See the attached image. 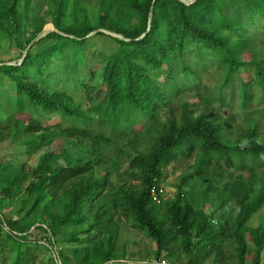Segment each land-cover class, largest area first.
I'll use <instances>...</instances> for the list:
<instances>
[{"label":"trees","instance_id":"obj_1","mask_svg":"<svg viewBox=\"0 0 264 264\" xmlns=\"http://www.w3.org/2000/svg\"><path fill=\"white\" fill-rule=\"evenodd\" d=\"M45 2L48 11L35 21L39 26L30 39L15 44L21 50L19 63L0 66L1 79L16 94L15 104L11 100L8 105L13 114L3 111L5 119H10V136L24 138L36 153L52 149L38 157L33 169L0 163V215L24 197L14 204V219L1 215L8 232L0 227V264L34 262L40 245L31 240V230L48 235L49 244L54 241L61 248L62 264L118 262L125 257L116 251L122 219L153 241L155 260L164 254L163 259L174 263L183 254V264H226L225 259L261 264L264 215L261 225H248L264 209V173L257 171L264 166V137H259L256 123L232 143L221 123L204 113L195 116L188 104L181 106L177 119L170 116L161 121L160 115L175 99L166 91L178 84L174 75L192 72L184 63V55L191 52L209 53L211 62L221 69L219 93L205 99L207 105L215 98L222 101L233 79L240 82L243 111L252 100V85L264 96V48L253 49L254 36L264 33V0H194L190 4L188 0H96L93 15L75 0ZM16 3L0 0V37L8 41L18 30ZM49 23L55 32L43 39L55 43L34 54L33 47L43 39L31 42ZM103 32L120 38H111L117 50L101 63L100 85L85 84L80 92L88 108L75 103L64 87L51 94L45 91L54 69L52 56L57 53L64 62L63 73H74L75 65L65 62L64 48L81 46L93 34L105 37ZM246 70L251 76L243 78ZM68 82L73 87L77 84L74 79ZM100 88L103 98L97 101L94 95ZM26 106L30 116L24 113ZM45 113L72 119L73 124L44 125ZM144 121L145 129L140 125ZM95 122L110 125L112 134L95 132L91 129ZM116 135L135 153L125 169L119 163L124 150ZM193 154L195 183L205 185L199 194L204 202L214 199L218 206L211 214L197 207L194 184L187 181L176 187L171 200L164 196L160 204L153 203L149 190L161 186L162 170ZM220 161L247 171L248 177L238 175L216 189L208 169L214 174ZM98 168L106 170L102 179L96 175ZM113 173L137 184L125 180L107 197ZM62 244L83 249L71 250L72 261L61 255Z\"/></svg>","mask_w":264,"mask_h":264},{"label":"rangeland","instance_id":"obj_2","mask_svg":"<svg viewBox=\"0 0 264 264\" xmlns=\"http://www.w3.org/2000/svg\"><path fill=\"white\" fill-rule=\"evenodd\" d=\"M45 1L46 0H17L16 18L18 30L14 35L13 41H8L5 40V38L0 37V66L6 62H8L7 64L9 65L19 63L18 55L21 50L15 48V44L18 40L24 42L30 39L34 29L39 26V23H36L35 21L43 18L46 11H48V6ZM75 1L82 4L88 13L91 15L94 14L96 0ZM51 32H55L53 25L51 23L46 24L43 27L42 32L34 41L31 42V44L38 42ZM103 33L106 35L105 37L93 34L95 36L92 35L87 37L85 43L81 46L73 45L64 48L65 54L67 55L65 62L70 65H75L74 73H63L61 64L64 62H61L57 53H55L52 56V67L54 69L52 75L47 78L44 90L51 94L64 87L67 93L74 99L75 103H78L83 110H86L88 108L87 101L82 98L80 92L83 91L85 84L88 86L96 84L100 85L101 63L106 57L110 56L117 50V45L111 40V38H115L116 35L108 34L106 32ZM254 38H256V41L254 42L253 49L257 50L258 48H264V33H260L254 36ZM54 43L55 41L53 40L43 39L39 44L33 47L32 52L36 54L39 51H44L47 47L53 45ZM244 60L246 62L248 61L247 58H244ZM184 63L192 70V72L191 74L184 72L179 76L178 74L174 75L178 84L167 87L166 91L170 96H176L173 102L170 103L169 107L161 113V121H164L166 117L170 116L177 119L181 106L183 104H188L189 110L192 111L195 116L204 113L208 116L210 115L215 123H221V126L224 129V134L229 137L232 143L236 141L241 131L247 129L248 125L252 126L253 122L256 123L259 137H264V96L258 87L254 85L251 86L250 94L252 100L246 111H243L240 107L238 90L240 82L237 79L231 80L228 85L229 87L224 90L222 101L215 98V101H210L207 105L205 99H210L212 96L216 97L219 93L218 90L221 86V69L215 62H211V56L207 52L205 55H199L197 52L186 53L184 55ZM178 70H180V72L182 71L181 69ZM246 71L247 72L242 75L243 78L251 76V73L248 70ZM90 73L95 75L93 79L90 78ZM70 79H74L75 83H77L75 87L68 82ZM160 82H162V80H160ZM100 91L101 88L96 91L94 95L97 101H101L103 98V94ZM15 95V88H12V85L7 84L0 77V163H11L14 169H20L21 167L25 170L33 169L37 165L38 157L48 151H51L52 149L49 147L36 153V148L32 150L27 147L24 138H13L10 136V119H5L3 111H6L8 115L13 114V111L8 105L11 100L12 104H15ZM24 113L30 116V108L26 106L24 108ZM226 122H228V124H226ZM42 123L48 126L60 124L62 127H67L73 124V120L69 118L63 119L59 114L45 113ZM140 125L143 129H145L147 122L144 121L143 124ZM91 127V129L95 132L106 135L112 134L113 132L112 128L108 124L101 125L95 122L92 123ZM115 141L120 147H123L124 155L120 158L121 160H119V163L123 162V169H125L128 165V161L135 153H132L127 149L126 141L119 138L118 135L115 136ZM138 150L142 151V148H139ZM111 154L112 152H110L108 156H111ZM261 162L264 163V158L261 159ZM194 163L195 154L189 158L180 157L178 160L162 170L160 184L166 191L164 200H171L177 193L176 187L181 185L182 181H187L191 185L194 184L193 189L197 192L195 198L196 206L200 208L202 207L207 214H211L218 204L214 199L213 202H210V199L207 202L203 201V198L199 193L205 188V185L195 183L196 177L192 168ZM257 171L264 173V166L258 168ZM208 173L212 179L213 187L216 189L221 188L228 181H233L238 175H241L243 178L248 177L247 171L241 172L233 166L227 164L225 161H220L216 164L214 174L212 173V169H208ZM96 175L98 178L102 179L106 175V170H104V168H98L96 169ZM121 179L122 177L118 174H111L108 178L110 186H108L105 192L107 197L116 191L120 183L125 180L128 181V184H137L130 182L127 178H124L123 180ZM190 189L191 188L189 187H185V190L187 191H190ZM23 198L24 197L21 196V198H18L14 204H18L23 200ZM14 204H12V206L1 215L6 218L14 219L16 209ZM263 215L264 209L262 208L251 217L248 223L249 227L255 228L261 225ZM43 227L45 228V226ZM86 228L87 227H85V229ZM93 230L94 234H99L97 229ZM31 231V240L36 241L40 245V247L34 251L35 260L32 264H55L52 259V254L48 252L43 245H41L43 241L47 242L48 235L43 234L40 231ZM61 247L63 248L61 255L66 256L72 261L73 257L71 250L83 249L82 246L77 244H62ZM154 249L155 247L153 241L150 240L144 233L133 228L130 221L122 219L119 222V237L116 243V251L118 254H124L125 257L117 260V264H149L151 261L155 260L153 258ZM162 257L164 258V254H161L160 258ZM185 261L186 257L181 254L174 263L183 264ZM224 261L226 264H236L235 260L225 259ZM261 264H264V254L262 255Z\"/></svg>","mask_w":264,"mask_h":264},{"label":"built area","instance_id":"obj_3","mask_svg":"<svg viewBox=\"0 0 264 264\" xmlns=\"http://www.w3.org/2000/svg\"><path fill=\"white\" fill-rule=\"evenodd\" d=\"M166 195V191L164 189V187L162 186H152L149 190V197L151 199V201L155 204H160L161 202V198H163ZM0 227L8 232V229L6 228L2 217L0 216ZM41 245H43L46 249H48V251L52 254V259L54 261L55 264H62L61 260L59 258V252L61 250V248L59 246H57L56 244H54V241L52 242V244H49V242L47 241H43L41 243ZM109 264H117L116 262H112ZM149 264H177V263H173V262H169L163 258H160L159 260H153L151 261Z\"/></svg>","mask_w":264,"mask_h":264},{"label":"water","instance_id":"obj_4","mask_svg":"<svg viewBox=\"0 0 264 264\" xmlns=\"http://www.w3.org/2000/svg\"><path fill=\"white\" fill-rule=\"evenodd\" d=\"M193 1H194V0H191V1H188L187 3L190 4V3L193 2ZM106 33L111 34V33H109V32H106ZM116 37H119V36H116Z\"/></svg>","mask_w":264,"mask_h":264}]
</instances>
